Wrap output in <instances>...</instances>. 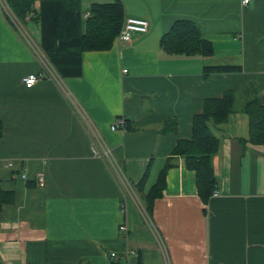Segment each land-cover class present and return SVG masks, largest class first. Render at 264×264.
<instances>
[{"label": "crops", "instance_id": "1", "mask_svg": "<svg viewBox=\"0 0 264 264\" xmlns=\"http://www.w3.org/2000/svg\"><path fill=\"white\" fill-rule=\"evenodd\" d=\"M122 1L125 18L149 22L147 33L128 44L116 40L110 51L85 52L80 77L61 79L52 69L54 77L32 88L23 79L47 68V59L0 13V186L16 195L0 216L1 262L264 264V145L243 144L250 127L241 111L247 86L264 104V0ZM180 19L200 27L213 55L161 48ZM214 66L241 71L204 76ZM228 91L237 96L236 111L225 125L211 126L221 141L214 158L220 195L205 206L196 173L177 156L149 215L134 186L149 169L144 194L150 192L178 141L191 137L205 99ZM119 117L130 120L131 130L111 129ZM169 120L176 132L161 133ZM92 131L130 185L94 152ZM40 174L43 188L36 184Z\"/></svg>", "mask_w": 264, "mask_h": 264}, {"label": "trees", "instance_id": "2", "mask_svg": "<svg viewBox=\"0 0 264 264\" xmlns=\"http://www.w3.org/2000/svg\"><path fill=\"white\" fill-rule=\"evenodd\" d=\"M7 2L21 22L26 21L28 14L35 13L31 21L40 28V49L49 66L61 79L82 75L85 52L110 51L125 20L122 0H7ZM85 2H90L89 7L85 6ZM86 13H89L88 17H85ZM161 48L171 55L208 57L214 54L212 43L205 39L200 27L186 19L177 20L171 30L162 36ZM240 71L241 67L238 66L206 67L204 76ZM245 92L241 111L249 118L250 130L249 139L242 142L264 145V104L254 85L247 86ZM236 108L237 96L234 91H228L219 98L205 99L203 111L193 118L191 137L178 141L173 156L161 171L157 183L145 195L149 169L146 171L134 189L143 200L149 215H152L155 200L163 195L167 173L175 166L172 159L177 156L182 157L186 167L196 173L198 196L205 206L209 204L214 191L219 187L214 158L221 143L211 126L225 125ZM123 118L127 130H131L130 120ZM4 129L0 117V143L4 138ZM176 130L175 120H169L163 125L161 133H174ZM15 200L14 191L5 190L0 186V216L4 208L13 205ZM0 264H3L1 260Z\"/></svg>", "mask_w": 264, "mask_h": 264}, {"label": "built area", "instance_id": "3", "mask_svg": "<svg viewBox=\"0 0 264 264\" xmlns=\"http://www.w3.org/2000/svg\"><path fill=\"white\" fill-rule=\"evenodd\" d=\"M250 2V0H243V4L247 5ZM0 13L4 14L7 16V14H11L12 17H14V19H16L18 22L17 24H19L20 26L22 25V22L15 16V14L13 13L12 9L10 8L7 0H0ZM35 16V13H31L28 14L26 17V21H31V19ZM89 13L85 14V17H88ZM15 20V21H16ZM149 29V22L147 20L144 19H140V18H134V17H127L124 20L123 23V27L122 30L117 38L118 42L121 44H128L132 41L133 37L136 34H142V33H147ZM47 65L49 66V63L47 62ZM50 67V66H49ZM51 68V67H50ZM49 69V68H48ZM47 68H44L42 72L38 73V74H30L29 76L25 77L23 79V84L27 87V88H32L33 86H35L38 82H40L41 80L47 78L48 76H52L54 77V73L52 71H50V69L48 70ZM52 70V68H51ZM126 72V71H125ZM111 129L113 131H126L127 130V124L124 120L123 117H119L115 120L114 124L111 126ZM93 150L96 154H98V156H100L101 158L104 159H109V161L111 160L112 165H113V169L117 175V177L124 183L127 182L128 185V181L125 177L124 171L122 170L121 166H119L114 160H112V153L109 150V148H107V146H105V144L99 143V142H95L93 143ZM24 179L27 178L26 175L22 176ZM37 187L39 188H43L45 187L46 184V179H45V175L44 174H40L37 177ZM130 185V183H129ZM129 190V188H128ZM220 195L219 190H215L213 193V197H217ZM123 207V212L125 211V205L122 206ZM120 232L121 234L126 237L127 233H128V227L126 223H122L120 225ZM130 254H136L134 251H131L128 253ZM111 257L114 259H118L119 258V254L117 253H112Z\"/></svg>", "mask_w": 264, "mask_h": 264}, {"label": "rangeland", "instance_id": "4", "mask_svg": "<svg viewBox=\"0 0 264 264\" xmlns=\"http://www.w3.org/2000/svg\"><path fill=\"white\" fill-rule=\"evenodd\" d=\"M88 5H90V4L87 2L86 6H88ZM7 16L19 28V30L23 33V35L26 36L27 41H28L29 45L33 48V50H35V52L37 54H39L36 51V48L34 47V46L38 47V45H40V41H41V39H40L41 38V32H40V29H39L38 25H36L33 22L31 24H29V25L28 24H25V23L24 24L22 23V27H21L19 25L21 23L17 24L18 21L16 19H14V17H12L10 13L7 14ZM30 39L32 40L33 43L30 41ZM40 57L42 59V56L41 55H40ZM42 62H43V60H42ZM43 64H44V62H43ZM44 65H46L45 67L49 68L50 71H52L51 68L47 65L46 62H45ZM92 136H93V140L94 141H97L98 140V137H97V135L95 134L94 131H92Z\"/></svg>", "mask_w": 264, "mask_h": 264}]
</instances>
